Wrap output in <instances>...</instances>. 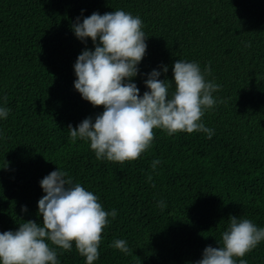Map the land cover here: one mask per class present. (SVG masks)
Wrapping results in <instances>:
<instances>
[{
  "label": "trees",
  "instance_id": "obj_1",
  "mask_svg": "<svg viewBox=\"0 0 264 264\" xmlns=\"http://www.w3.org/2000/svg\"><path fill=\"white\" fill-rule=\"evenodd\" d=\"M116 10L143 22L147 49L132 79L141 95L154 69L168 67L159 79L171 97L177 60L202 72L210 64L206 80L221 86L201 121L211 139L154 129L151 147L123 164L71 141L69 124L104 111L74 88L77 57L94 45L72 26ZM0 107L9 109L0 118V233L41 223L40 181L57 168L117 212L94 264H195L207 246H222L230 215L264 228V0H0ZM117 239L130 254L110 246ZM55 250L59 264H86L74 243ZM242 259L264 264V241Z\"/></svg>",
  "mask_w": 264,
  "mask_h": 264
},
{
  "label": "clouds",
  "instance_id": "obj_2",
  "mask_svg": "<svg viewBox=\"0 0 264 264\" xmlns=\"http://www.w3.org/2000/svg\"><path fill=\"white\" fill-rule=\"evenodd\" d=\"M72 27L81 42L90 38L94 45V51L85 48L77 57L74 88L93 107L104 109L94 119L90 116L76 127L68 125L72 142L77 138L90 141L97 160L123 164L139 159L151 147L154 129L169 136L204 132L212 138L214 130L201 122L205 111L216 105L213 93L221 87L206 80L211 74L210 64L202 72L198 63L177 60L171 97L168 79H159L162 72L167 74L168 67L162 66V72L154 69L147 74L144 84L148 90L141 95L132 82L147 49L140 17L123 10L103 15L94 12L82 22L77 17ZM8 114V108L0 107V118L6 119ZM159 163L154 160L152 169ZM148 180H152L151 175ZM40 186L45 193L38 201L41 223L28 220L15 231L0 233V264H59L55 249L70 251L73 243L86 264H94L108 218L115 219L116 210L105 211L96 195L79 183L73 184L72 178L58 168L45 176ZM158 206L163 209L166 204L160 201ZM26 211L22 207V212ZM228 219L222 246H207L195 264H237V258L239 264H247L242 258L264 241V228L249 219L231 215ZM110 246L131 253L123 239Z\"/></svg>",
  "mask_w": 264,
  "mask_h": 264
}]
</instances>
